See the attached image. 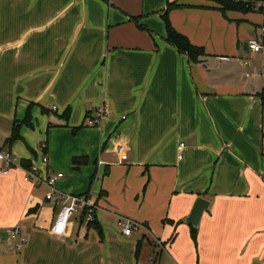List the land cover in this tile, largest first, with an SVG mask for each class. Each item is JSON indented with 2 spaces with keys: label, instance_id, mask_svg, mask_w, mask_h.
Listing matches in <instances>:
<instances>
[{
  "label": "crops",
  "instance_id": "0c3cea01",
  "mask_svg": "<svg viewBox=\"0 0 264 264\" xmlns=\"http://www.w3.org/2000/svg\"><path fill=\"white\" fill-rule=\"evenodd\" d=\"M169 4L200 63L166 42ZM263 32L255 7L209 0H0V150L62 173L56 188L90 198L100 231L75 215L52 235L65 202L15 168L0 176V264H264V48L247 47ZM102 105L107 117L86 126ZM199 198L195 245L184 221ZM119 218L139 227L125 236Z\"/></svg>",
  "mask_w": 264,
  "mask_h": 264
},
{
  "label": "built area",
  "instance_id": "2783aa9c",
  "mask_svg": "<svg viewBox=\"0 0 264 264\" xmlns=\"http://www.w3.org/2000/svg\"><path fill=\"white\" fill-rule=\"evenodd\" d=\"M253 7L261 9L264 13V0L256 1L251 0ZM247 47L253 52H260L264 48V32L262 38L251 39L247 42ZM55 110V107H52ZM108 111L104 105L95 109L92 118L86 121V126L97 127L102 120L106 118ZM123 119V118H122ZM184 143H180L177 147L178 159H181V152L184 149ZM40 163L43 166L48 165V156L46 154V143L42 142L38 146ZM120 151V150H119ZM121 161L126 159L125 155H121ZM15 168H22L20 161L9 150H0V176H7L11 170ZM23 169V181L32 184L33 186H45L47 191L44 195V199L48 202H65L63 206L57 211L54 222L50 228V232L54 236H61L64 234L66 226L69 220L75 215H80L84 210H88L89 213L85 216V222H93L95 205L90 198L86 196H75L64 194L56 188V183L64 178V175L60 172L42 175L39 167L35 164H31L28 168ZM28 203L34 204V199L29 198ZM117 227L121 230L125 236H130L131 233L139 227V224L124 218H119L116 222ZM7 237L14 242L17 250L21 249L23 245L27 243V238L18 226L12 227L6 232Z\"/></svg>",
  "mask_w": 264,
  "mask_h": 264
},
{
  "label": "trees",
  "instance_id": "16d2710c",
  "mask_svg": "<svg viewBox=\"0 0 264 264\" xmlns=\"http://www.w3.org/2000/svg\"><path fill=\"white\" fill-rule=\"evenodd\" d=\"M209 1L218 2L219 4L221 3L222 5L221 11L223 13L225 11L250 12L254 9L250 1H247V2H242L241 0H209ZM256 1H262V0H256ZM175 7H176L175 4H169L165 12L162 14V19L165 24L166 42L170 44L171 46H173L174 48H176L179 53L185 54L190 62L200 63L204 59V57H206V54L203 48L193 46L185 36L176 32L171 27L168 21V17H167L168 13ZM258 11L262 12L261 9H258ZM262 99L264 100V96ZM21 125L31 126L29 115H26V118L22 122L20 123L15 122L12 134L7 139L8 144H11L13 141L19 138V128L21 127ZM79 161H80L79 159L74 160V162H79ZM22 164L23 166L28 167L26 162L22 161ZM88 213H89L88 210H84L82 212L80 216L81 222H84L85 216ZM94 219H95V216H94ZM88 226L95 228L100 234L99 225L96 223L95 220L93 222H88ZM190 235H191L192 241L196 245V229L195 228L190 227ZM139 249L140 248H139V243H138L136 247V252H135L136 258L138 257Z\"/></svg>",
  "mask_w": 264,
  "mask_h": 264
},
{
  "label": "water",
  "instance_id": "95a60500",
  "mask_svg": "<svg viewBox=\"0 0 264 264\" xmlns=\"http://www.w3.org/2000/svg\"><path fill=\"white\" fill-rule=\"evenodd\" d=\"M38 206L29 210L28 214L35 213ZM208 208V202L203 198L197 199L195 202L190 215L184 221L186 224L190 225L191 227L196 228L198 226L199 219L202 213Z\"/></svg>",
  "mask_w": 264,
  "mask_h": 264
},
{
  "label": "rangeland",
  "instance_id": "374dc122",
  "mask_svg": "<svg viewBox=\"0 0 264 264\" xmlns=\"http://www.w3.org/2000/svg\"><path fill=\"white\" fill-rule=\"evenodd\" d=\"M242 1H244V0H242ZM248 1L251 2V0H248ZM216 3L219 4L218 2H216ZM219 6H221V8H222L221 3L219 4ZM253 8H254V7H253ZM255 9H256V8H255ZM241 13H245V14H246V13H249V12H241ZM256 14L258 15V18L263 16V14H261V13H256ZM53 129H54V130H57V129L59 130V128H53ZM32 131H34V130H32ZM69 134H71V135H68V136H69L68 138H69V139H72V138H73V136H72L73 133H69ZM37 150H38V148H37ZM69 165H71V166L74 167V166H76L77 164H74V163L71 162ZM56 173H57V172H56Z\"/></svg>",
  "mask_w": 264,
  "mask_h": 264
}]
</instances>
